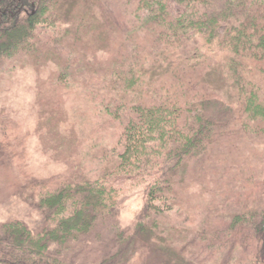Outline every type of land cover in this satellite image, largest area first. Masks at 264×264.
<instances>
[{"label":"trees","instance_id":"obj_1","mask_svg":"<svg viewBox=\"0 0 264 264\" xmlns=\"http://www.w3.org/2000/svg\"><path fill=\"white\" fill-rule=\"evenodd\" d=\"M17 68L36 78L42 151L68 172L13 187L41 223L0 222V264H77L105 222L95 264H264V0H0V72ZM136 189L141 213L118 229ZM204 199L193 231L177 224Z\"/></svg>","mask_w":264,"mask_h":264},{"label":"rangeland","instance_id":"obj_2","mask_svg":"<svg viewBox=\"0 0 264 264\" xmlns=\"http://www.w3.org/2000/svg\"><path fill=\"white\" fill-rule=\"evenodd\" d=\"M35 82V75L30 68L0 72V119L4 120V123L0 121V129L1 127L5 128L7 142L5 148L8 154L7 159L11 163L10 168L0 170V222L9 218H21L31 228L39 226L41 216L35 209L13 196V187L20 180L29 176L42 178L68 172L66 163L53 159V156L50 158L42 151L38 134L35 132L37 110L39 109L35 104ZM75 100L71 98L67 103L68 111L71 110L70 106ZM86 104L82 101L79 105L85 107ZM80 121L87 124L84 118H80ZM99 129L102 131L103 127L99 126ZM80 130L82 139H84L85 130L82 127ZM63 131L67 132L64 128ZM95 133L97 134L96 131ZM144 202L145 196L142 189L128 191L124 194L117 207V228L131 229L141 213ZM206 205L207 202L204 199L197 210L189 215L191 218H188L185 223L177 221V224L193 231V222L200 220L201 211ZM107 225L106 222L100 224L88 238L75 245L70 253L73 254L77 264L97 263L103 257L106 249L113 245L112 234L115 229L108 230ZM191 234L189 233L188 237L179 242L180 246L183 245L184 250H192V242L189 243ZM139 252H136L137 256ZM138 257L136 259L138 263H141V258H145L143 255Z\"/></svg>","mask_w":264,"mask_h":264}]
</instances>
